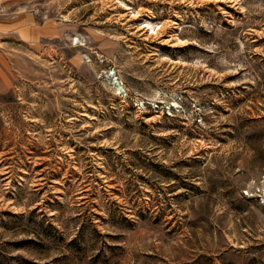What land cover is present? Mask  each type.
<instances>
[{
    "label": "rangeland",
    "instance_id": "rangeland-1",
    "mask_svg": "<svg viewBox=\"0 0 264 264\" xmlns=\"http://www.w3.org/2000/svg\"><path fill=\"white\" fill-rule=\"evenodd\" d=\"M23 13L0 264H264V0H0Z\"/></svg>",
    "mask_w": 264,
    "mask_h": 264
},
{
    "label": "crops",
    "instance_id": "crops-1",
    "mask_svg": "<svg viewBox=\"0 0 264 264\" xmlns=\"http://www.w3.org/2000/svg\"><path fill=\"white\" fill-rule=\"evenodd\" d=\"M6 1V0H5ZM6 5L3 3L1 5L4 9ZM33 15L31 13H23V14H14L10 15L9 17H2L0 18V28L3 31H11L12 29L17 30L18 32H26L28 27V23L33 19Z\"/></svg>",
    "mask_w": 264,
    "mask_h": 264
},
{
    "label": "bare ground",
    "instance_id": "bare-ground-1",
    "mask_svg": "<svg viewBox=\"0 0 264 264\" xmlns=\"http://www.w3.org/2000/svg\"><path fill=\"white\" fill-rule=\"evenodd\" d=\"M120 88V87H119Z\"/></svg>",
    "mask_w": 264,
    "mask_h": 264
}]
</instances>
